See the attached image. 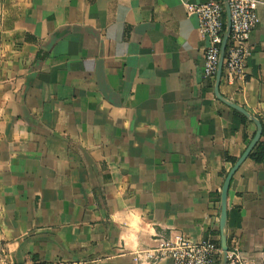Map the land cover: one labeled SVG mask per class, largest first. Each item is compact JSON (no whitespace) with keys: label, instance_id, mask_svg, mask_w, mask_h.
Instances as JSON below:
<instances>
[{"label":"crops","instance_id":"obj_1","mask_svg":"<svg viewBox=\"0 0 264 264\" xmlns=\"http://www.w3.org/2000/svg\"><path fill=\"white\" fill-rule=\"evenodd\" d=\"M205 1L0 0L7 261L148 264L133 253L156 235L219 244L222 184L256 124L202 75L186 4ZM257 14L244 75L222 70L218 92L264 145V0ZM226 196L227 245L264 260V156L249 152Z\"/></svg>","mask_w":264,"mask_h":264},{"label":"built area","instance_id":"obj_2","mask_svg":"<svg viewBox=\"0 0 264 264\" xmlns=\"http://www.w3.org/2000/svg\"><path fill=\"white\" fill-rule=\"evenodd\" d=\"M263 0H227L229 9V34L227 37L222 70L227 81L244 75L245 62L250 55L249 37L257 26V7ZM186 8L198 16V29L205 37L202 51V75L205 78L216 74L220 57V45L226 29L225 10L221 0L203 3H187ZM0 248V264H14L5 259ZM220 246L212 239L192 240L177 234L173 237L156 235L153 244L135 249L137 263H157L169 258L172 264H218ZM225 264H264V260L247 257L235 242L226 249Z\"/></svg>","mask_w":264,"mask_h":264},{"label":"water","instance_id":"obj_3","mask_svg":"<svg viewBox=\"0 0 264 264\" xmlns=\"http://www.w3.org/2000/svg\"><path fill=\"white\" fill-rule=\"evenodd\" d=\"M223 5H224V10H225V16H226V29H225V32L223 34L222 42L220 45V57L218 60V67H217L216 74H215L214 92H215V95L218 99H220L221 101H223L225 104L229 105L230 107L240 111L246 117H248L252 121H254V123L256 124V130H255L253 137L251 138L248 145L246 146L245 150L241 154V156L235 161L233 166L228 171V173L224 179V182L222 184L221 191H220L221 197H220V213H219V229H220L219 246H220L221 253H220V260H219L218 264H225V262H226V249L228 247L227 242H226L225 232H224L225 224L227 223L226 222V197H227L226 196V189H227V186H228V183H229V180H230L232 173L238 167V165L244 160V158L249 154L250 150L252 149L253 145L257 142V140L261 134V123L256 117H252L244 108L237 105L236 103L223 98L220 95V93L218 92V84H219V80H220L221 71L223 68L222 67V59H223L224 49H225V45H226L225 41H227V37L229 34V9H228L227 0L223 1Z\"/></svg>","mask_w":264,"mask_h":264},{"label":"trees","instance_id":"obj_4","mask_svg":"<svg viewBox=\"0 0 264 264\" xmlns=\"http://www.w3.org/2000/svg\"><path fill=\"white\" fill-rule=\"evenodd\" d=\"M242 118L245 119V117L242 115ZM264 156V145L259 140L255 146H253L252 150L250 151V157L254 158L256 161L262 160Z\"/></svg>","mask_w":264,"mask_h":264}]
</instances>
